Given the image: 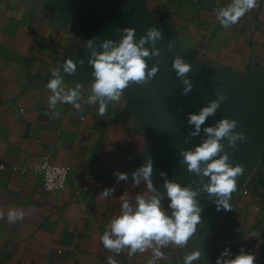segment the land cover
I'll return each instance as SVG.
<instances>
[{
    "label": "crops",
    "instance_id": "obj_1",
    "mask_svg": "<svg viewBox=\"0 0 264 264\" xmlns=\"http://www.w3.org/2000/svg\"><path fill=\"white\" fill-rule=\"evenodd\" d=\"M138 1L179 51L206 70L225 73L245 90L254 76H264V0L228 29L215 10L231 0ZM88 39L55 0H0V212L17 207L26 213L15 223L6 215L0 219V264H107L108 256L118 264H147L151 255H115L100 236L120 214L122 195L132 199L148 191L131 174L164 138L154 104L140 101L129 86L100 115L98 104L86 103L90 74L78 72L66 84L82 85L81 109L48 106L50 71L85 51ZM45 159L69 168L64 192L44 191L34 169ZM117 170L129 180L117 183ZM152 179L164 191L155 170ZM105 187L115 188L114 194L102 197ZM226 246L234 255L243 248L264 264V154L216 230L202 221L189 241L203 253L198 264H215ZM188 250L169 246L163 249L169 259L158 264H182Z\"/></svg>",
    "mask_w": 264,
    "mask_h": 264
},
{
    "label": "clouds",
    "instance_id": "obj_2",
    "mask_svg": "<svg viewBox=\"0 0 264 264\" xmlns=\"http://www.w3.org/2000/svg\"><path fill=\"white\" fill-rule=\"evenodd\" d=\"M258 0H231L226 7L215 10L219 23L228 29L239 23L241 17L256 8ZM119 40L97 38L88 39L83 48L87 59L68 56L50 71L48 82L45 85L50 90L48 106L55 109L58 104L72 105L76 110L81 109L82 85L66 84L68 77H75L79 68L85 62L92 69L89 83V94L86 103L98 104V113L104 115L109 104L119 103L125 96L126 89L133 83L143 84L154 78L159 72L157 63L149 67L148 60L159 57L161 50L157 47L159 41L164 39L160 27L152 25L143 35L138 36L137 30L132 27L118 29ZM168 47L174 48V41H169ZM176 76L183 82V95L193 91L194 85L187 74L192 65L183 56L177 55L172 63ZM226 99L224 94L210 101L199 112L187 114V124L192 129L190 138L200 137L201 142L192 148L182 149L181 163L186 165L190 173L199 177L191 184L182 185L168 178L167 173L160 172L164 178L163 189L155 187L152 176L154 162L148 157L145 162L132 172V182L136 186L142 183L147 192L137 194L132 199L122 195L120 214L113 216L106 225V230L100 236L103 247L109 252L119 255L125 250L129 256L145 253L150 250L151 255L147 264H158L159 261L169 259L163 249L169 246L188 248L183 255L182 264H198L203 256L201 250H192L189 247L190 239L197 233L198 225L203 221L204 208L198 197L206 193L208 199L216 206L217 211L230 210L233 194L238 190V177L243 174L241 164L233 165L230 155L225 150L227 142L234 151L238 150V141L243 143L247 137L243 132L236 131L238 122L223 118L213 125H207L209 117L214 116ZM201 133L204 135L201 136ZM44 168L49 166L45 163ZM66 170L56 168L57 174ZM51 175V173H49ZM113 175L120 181H128L127 172L116 171ZM63 179V175H61ZM195 184L194 188L192 185ZM53 187L48 185L49 190ZM115 188L105 187L101 196L108 198L113 195ZM167 201V204L164 201ZM170 210V211H169ZM15 223L23 221L25 211L13 207L7 213L0 212V219ZM254 254L241 248L238 254H233L230 246H226L217 257L215 264H256ZM107 264H118L114 256L107 257Z\"/></svg>",
    "mask_w": 264,
    "mask_h": 264
},
{
    "label": "water",
    "instance_id": "obj_3",
    "mask_svg": "<svg viewBox=\"0 0 264 264\" xmlns=\"http://www.w3.org/2000/svg\"><path fill=\"white\" fill-rule=\"evenodd\" d=\"M55 3L75 25L92 38H97V43L102 39L119 40L118 29L126 27L135 28L138 36L143 35L152 25L163 31L164 39L157 44L161 55L148 60L149 67L160 62L159 72L143 84L130 85L140 101L154 104L156 118L163 124L162 144L155 153L148 156L153 159L157 173L165 172L169 179L182 185L191 184L193 180L199 181V177L190 173L186 165L181 163L180 151L201 142L200 137H189L192 129L187 124V114L199 112L210 101L217 99L218 94L226 96L217 113L209 117L206 126L223 118L233 119L238 122L236 131L243 132L247 137L246 142H237L238 150L235 151L227 145L226 140L222 141L230 155V162L233 165L239 163L244 168L243 174L238 177V190L233 194L232 205L264 154V76H254L251 89L245 90L225 73L206 70L179 51L174 37L165 27L151 19L138 0H55ZM169 41H174V48L168 47ZM87 55L83 51L73 58H84L86 61ZM177 55L183 56L192 65L187 76L194 88L188 95H183V82L172 68ZM91 71L85 62L78 72L90 74ZM192 186L196 187L195 184ZM198 199L204 208L203 222L214 232L228 210L217 211L206 193H202Z\"/></svg>",
    "mask_w": 264,
    "mask_h": 264
},
{
    "label": "built area",
    "instance_id": "obj_4",
    "mask_svg": "<svg viewBox=\"0 0 264 264\" xmlns=\"http://www.w3.org/2000/svg\"><path fill=\"white\" fill-rule=\"evenodd\" d=\"M47 164L49 167L46 169L43 167L44 164ZM56 168L65 169L66 171L63 174H57L54 172ZM5 169L4 165H0V170ZM17 168H15L16 170ZM35 173L40 177L42 187L46 193H62L68 187V177H69V168L66 166L53 165L45 159L39 166L34 169ZM51 173V175H49ZM63 175V179H61ZM52 184L53 187L49 190L48 185Z\"/></svg>",
    "mask_w": 264,
    "mask_h": 264
}]
</instances>
